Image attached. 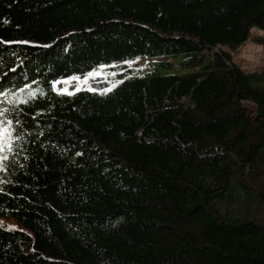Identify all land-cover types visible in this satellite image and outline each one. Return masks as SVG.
Segmentation results:
<instances>
[{
  "label": "trees",
  "instance_id": "trees-1",
  "mask_svg": "<svg viewBox=\"0 0 264 264\" xmlns=\"http://www.w3.org/2000/svg\"><path fill=\"white\" fill-rule=\"evenodd\" d=\"M253 28L264 0H0V264H264V68L231 54ZM99 65L110 91H52Z\"/></svg>",
  "mask_w": 264,
  "mask_h": 264
},
{
  "label": "rangeland",
  "instance_id": "rangeland-1",
  "mask_svg": "<svg viewBox=\"0 0 264 264\" xmlns=\"http://www.w3.org/2000/svg\"><path fill=\"white\" fill-rule=\"evenodd\" d=\"M264 37V31L259 28H253L251 30V35L249 39L238 48L234 49L231 54L233 57V61L236 62L242 69L245 71H261L264 68V41H261L260 39ZM182 59V56H170L166 57L165 60H170L172 63L171 68H165V67H156L155 66V60L148 58V57H141L138 60H130V62H133L131 66L128 64H125L129 67H137L136 71H134L131 76L136 75H144L149 72H152L153 70L159 72V73H168V72H175V73H185L188 70L183 68L180 65V61ZM112 67H116L115 70H121L122 67H125L122 65V63H117L113 65ZM98 72H102L103 75L98 76L101 77L106 81V85L104 89L113 88L117 83H119L123 77L119 76H110L112 73L108 68L105 69H99L96 68ZM65 88H68V85H63ZM62 86V87H63ZM60 87V86H58ZM264 182V178L258 180V184L256 187H259ZM263 185V184H262ZM259 208V211L257 214H264V206H257ZM257 208V209H258ZM0 222L9 225V226H16L15 221L13 219H3L0 218Z\"/></svg>",
  "mask_w": 264,
  "mask_h": 264
},
{
  "label": "snow or ice",
  "instance_id": "snow-or-ice-1",
  "mask_svg": "<svg viewBox=\"0 0 264 264\" xmlns=\"http://www.w3.org/2000/svg\"><path fill=\"white\" fill-rule=\"evenodd\" d=\"M15 42L16 43H28V41H15ZM0 43H11V42L0 40ZM138 59L139 58H137V60ZM123 63H126L129 66H131L133 62L124 61ZM106 67H107L106 65L98 66L99 69H105ZM101 75H103L102 72H98L96 69H93L87 72L86 74L73 75V76L66 77V78L61 77L58 79H53L51 81V89L52 91L56 92L57 95H74L75 92L85 90V89L90 92H95L97 91V89L90 86V80L93 77H98ZM65 84L70 85L71 90L69 88L62 87ZM28 87H29L28 85H25V88H28ZM107 91H110V89L102 90V94L103 92H107ZM20 92L23 93L24 88H21ZM5 95L7 94L4 92H0V96H5ZM28 95L29 97H33L34 93L29 91ZM41 95H43L42 92H41ZM19 103L21 104L27 103V100L21 99L19 100ZM6 111L7 110L0 111V115H4ZM11 125H12L11 120H7V121L0 120V161L7 159V157L3 155L5 149H7L9 153L13 151V137L15 134V129L12 128Z\"/></svg>",
  "mask_w": 264,
  "mask_h": 264
}]
</instances>
